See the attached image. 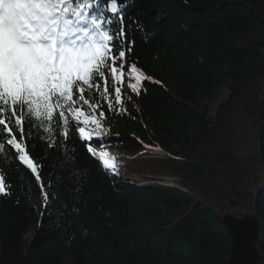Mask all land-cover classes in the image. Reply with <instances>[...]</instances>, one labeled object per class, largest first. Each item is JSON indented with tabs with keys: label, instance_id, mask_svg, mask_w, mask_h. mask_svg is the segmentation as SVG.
<instances>
[{
	"label": "trees",
	"instance_id": "1",
	"mask_svg": "<svg viewBox=\"0 0 264 264\" xmlns=\"http://www.w3.org/2000/svg\"><path fill=\"white\" fill-rule=\"evenodd\" d=\"M127 16V63L153 80L137 95L125 68L126 112L109 111L94 91L85 99L101 108L77 96V109L105 113L103 142L91 146L136 153L146 144L166 156L109 152L117 169H105L79 139V127L95 126L69 117L65 146L57 114L50 140L25 141L40 181L15 150L0 154L10 193L0 195V264H226L232 238L222 215L233 199L260 221L264 264V0H130ZM107 87L114 102L111 77ZM122 168L178 185L136 188Z\"/></svg>",
	"mask_w": 264,
	"mask_h": 264
},
{
	"label": "snow or ice",
	"instance_id": "2",
	"mask_svg": "<svg viewBox=\"0 0 264 264\" xmlns=\"http://www.w3.org/2000/svg\"><path fill=\"white\" fill-rule=\"evenodd\" d=\"M129 2L0 0V154L7 159L8 151L15 150L19 162L31 170L37 181H40L39 166L29 155L25 141L34 134L42 139L46 135L50 140L56 134L57 125L53 122L57 114L65 146L69 139V117L85 126L94 125V128L79 127V139L88 144V153L98 156L105 169L116 171L115 158L107 151L97 153L91 146L94 139L103 142L104 111L97 117L74 109L73 105L78 96L82 107L101 108V104L85 99L86 91H94L107 101L109 111L116 106L115 110L126 112L121 87L124 69L134 80L127 87L137 95L143 91L145 81L153 80L135 62L127 63L131 48L124 46V40L131 35V26L126 23V18L132 19L127 16ZM115 25H119L118 32ZM117 41L121 45L118 54ZM109 77L114 81V102L108 95ZM98 81L104 82L103 92ZM53 146L49 142V147ZM9 194L0 172V195Z\"/></svg>",
	"mask_w": 264,
	"mask_h": 264
},
{
	"label": "rangeland",
	"instance_id": "3",
	"mask_svg": "<svg viewBox=\"0 0 264 264\" xmlns=\"http://www.w3.org/2000/svg\"><path fill=\"white\" fill-rule=\"evenodd\" d=\"M224 94H222L220 96V99L223 98ZM215 107V106H214ZM74 109H76L77 107L74 106ZM83 119V118H82ZM138 150V152H133V151H128V152H124L121 151L119 148L117 147H104V149L102 151H107V152H111L113 153L115 156H118L120 154V157H126L128 159H134L135 157L139 158V157H145V158H149L150 157H164L166 156V152L159 148V147H154L151 145H146ZM117 149V150H116ZM159 150V151H158ZM116 164L118 163L117 161H115ZM122 173H125L127 178H126V183L132 186H136V188L140 187V186H145L148 185L150 183H154V184H158V185H164V186H173L176 187L178 184L176 183V177L174 176H168L166 174H162L161 177L160 176H151L152 173L148 172V174H146V176H144V174H136L133 172H127L124 168L121 169ZM224 214H230V215H235V216H243V215H247L249 214H254L255 213L251 212L250 210H242L239 203L237 202V200L233 199L230 201V203L225 204L224 206ZM223 215H222V220H223ZM257 217V215H256ZM257 220L259 222V219L257 217ZM223 223L225 224V226L228 229L227 223L223 220ZM229 233L230 230L228 229ZM232 238V236H231ZM258 238H259V233H258ZM231 243H232V239H231ZM231 243H230V252H231ZM256 249H257V242H256ZM258 251V249H257ZM229 252V254H230ZM260 256L258 257L257 261L255 264H257V262L259 261ZM228 261V260H227ZM226 264H228L226 262Z\"/></svg>",
	"mask_w": 264,
	"mask_h": 264
},
{
	"label": "water",
	"instance_id": "4",
	"mask_svg": "<svg viewBox=\"0 0 264 264\" xmlns=\"http://www.w3.org/2000/svg\"><path fill=\"white\" fill-rule=\"evenodd\" d=\"M223 220L227 223L232 236L231 252L228 264H255L260 252L256 249V240L260 223L256 215L247 214L235 216L224 214Z\"/></svg>",
	"mask_w": 264,
	"mask_h": 264
},
{
	"label": "bare ground",
	"instance_id": "5",
	"mask_svg": "<svg viewBox=\"0 0 264 264\" xmlns=\"http://www.w3.org/2000/svg\"><path fill=\"white\" fill-rule=\"evenodd\" d=\"M74 106H76V104H74L73 105V107ZM77 109V108H76ZM93 147V150L95 151V152H101L103 149H104V147H107V146H102V145H95V146H92ZM155 147V146H154ZM117 150V149H116ZM159 151V150H158ZM120 157V154L118 155V158ZM259 223H260V221H259ZM259 234H260V229H259ZM231 235V234H230ZM258 241V238H257V240H256V242Z\"/></svg>",
	"mask_w": 264,
	"mask_h": 264
}]
</instances>
